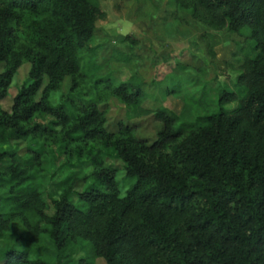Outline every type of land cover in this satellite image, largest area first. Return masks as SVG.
I'll use <instances>...</instances> for the list:
<instances>
[{
	"label": "trees",
	"instance_id": "16d2710c",
	"mask_svg": "<svg viewBox=\"0 0 264 264\" xmlns=\"http://www.w3.org/2000/svg\"><path fill=\"white\" fill-rule=\"evenodd\" d=\"M169 5L240 38L227 62L234 90L224 82L208 100L203 89L190 120L144 108L133 80L97 76L89 45L106 16L100 0H0V264H94L78 258L85 251L105 264H264V0ZM244 49L254 56L238 57ZM24 64L28 79L5 111ZM110 99L153 115L155 141L121 122L108 132L98 106ZM15 141L22 155L4 147ZM109 155L130 183L123 196Z\"/></svg>",
	"mask_w": 264,
	"mask_h": 264
},
{
	"label": "rangeland",
	"instance_id": "374dc122",
	"mask_svg": "<svg viewBox=\"0 0 264 264\" xmlns=\"http://www.w3.org/2000/svg\"><path fill=\"white\" fill-rule=\"evenodd\" d=\"M100 4L106 16L97 23V30L89 45L95 49L97 76L110 75L115 84L127 80L141 84L146 95L144 108L155 110L164 107L190 120L193 113L198 112L191 101L200 97L203 89L208 91V100L217 95L216 91L225 86L224 82H227V90H234L230 84L235 81L236 74L227 62L232 52H235V40L240 38L225 32L210 31L186 12L175 14V7L169 5V0H100ZM201 35L209 39L215 58L207 54L205 39ZM126 36L134 38L137 44L124 41ZM248 43L251 46V42ZM247 52L248 49L240 50L238 57L255 54ZM126 58L129 60L125 61ZM201 67L202 75L196 72ZM29 69V64L18 69L8 96L1 101L3 110L10 111L12 98L27 81ZM69 88L70 80L66 79L62 92L67 93ZM168 92L170 96H166ZM235 105L232 103L224 108L231 109ZM98 109L107 112L105 128L108 132H116L121 122L133 127L139 139L152 144L161 128L153 115L141 117L136 110L126 108L115 99L100 104ZM216 110L217 106L211 107L210 112ZM4 147L15 150L18 155L26 151L23 142L15 141ZM75 153L72 155V163L78 164ZM63 159L62 155L57 165L61 169L60 175L65 170L62 167L65 163ZM103 164L116 170L120 196H123L130 183L126 181L122 163L109 155L104 157ZM79 257L94 264H105L102 259H94L90 251L79 253Z\"/></svg>",
	"mask_w": 264,
	"mask_h": 264
}]
</instances>
